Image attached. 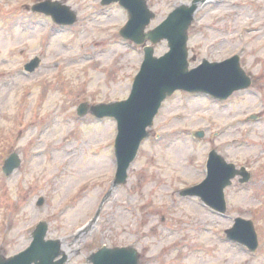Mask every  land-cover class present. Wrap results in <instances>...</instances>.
Segmentation results:
<instances>
[{
    "label": "rangeland",
    "instance_id": "obj_1",
    "mask_svg": "<svg viewBox=\"0 0 264 264\" xmlns=\"http://www.w3.org/2000/svg\"><path fill=\"white\" fill-rule=\"evenodd\" d=\"M39 1L0 0V253L25 249L45 221L67 264H91L103 245L135 246L140 264H264V0H147L155 17L146 30L181 5H197L189 69L238 54L253 84L222 102L175 92L118 186L116 120L79 116L77 108L129 96L144 50L120 35L128 11L102 0H58L77 14L74 24L58 25L32 11ZM168 50L166 40L154 44L158 57ZM36 56L39 67L27 72ZM214 149L252 173L226 188L225 214L180 193L203 181ZM14 152L21 166L6 175ZM236 217L254 222L256 251L227 239Z\"/></svg>",
    "mask_w": 264,
    "mask_h": 264
},
{
    "label": "water",
    "instance_id": "obj_2",
    "mask_svg": "<svg viewBox=\"0 0 264 264\" xmlns=\"http://www.w3.org/2000/svg\"><path fill=\"white\" fill-rule=\"evenodd\" d=\"M119 1L129 11L130 19L121 30V34L137 44H143L145 58L140 72L135 78L131 94L127 100L101 104L92 107L98 117L112 116L118 122L116 139L117 173L115 185L125 183L127 171L134 160L140 144L149 136L148 126H152L154 117L163 100L176 90L203 92L216 98L225 99L235 90L245 89L251 85V79L240 66L237 56L223 62H204L189 70L188 62V28L194 19L196 5L177 7L157 27L145 31L146 26L155 16L150 11L146 0H102L103 4ZM35 11L44 12L61 24H73L76 13L69 6L59 1H44L36 4ZM168 40L170 50L162 57L154 56V47L145 45L147 40L157 43ZM38 59L26 65L33 71ZM87 105L79 108V114L87 113ZM203 137L204 132H196ZM21 160L16 153L12 154L4 165L7 174L20 166ZM236 175H242L240 182L249 181L250 173L245 167L237 169L228 163L216 151H211L208 160V176L196 186L187 188L182 195H197L213 209L224 213L227 209L224 189L232 184ZM44 198L40 197L37 205L42 206ZM48 224L40 222L33 232V241L24 251L10 258L0 255V264H64L67 256L61 255L60 240L46 239ZM227 236L255 250L258 246L257 235L252 221L236 218L235 224L228 229ZM94 264H138V255L132 247L108 248L103 246L92 254Z\"/></svg>",
    "mask_w": 264,
    "mask_h": 264
},
{
    "label": "bare ground",
    "instance_id": "obj_3",
    "mask_svg": "<svg viewBox=\"0 0 264 264\" xmlns=\"http://www.w3.org/2000/svg\"><path fill=\"white\" fill-rule=\"evenodd\" d=\"M205 1V0H203ZM181 2L185 3V4H189L190 2H187L186 0H182Z\"/></svg>",
    "mask_w": 264,
    "mask_h": 264
}]
</instances>
